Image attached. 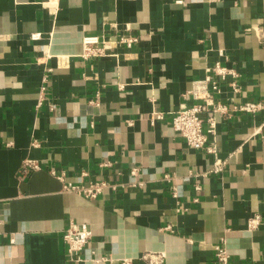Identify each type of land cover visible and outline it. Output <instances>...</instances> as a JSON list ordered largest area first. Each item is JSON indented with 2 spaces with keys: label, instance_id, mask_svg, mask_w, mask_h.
<instances>
[{
  "label": "crops",
  "instance_id": "obj_1",
  "mask_svg": "<svg viewBox=\"0 0 264 264\" xmlns=\"http://www.w3.org/2000/svg\"><path fill=\"white\" fill-rule=\"evenodd\" d=\"M126 29L140 43L81 57L84 37ZM216 63L240 74L226 97L264 104V0H0V264H216L222 241L233 264H264V109L218 118L216 155L173 129ZM51 171L111 189L91 201ZM72 222L93 232L80 262Z\"/></svg>",
  "mask_w": 264,
  "mask_h": 264
},
{
  "label": "built area",
  "instance_id": "obj_2",
  "mask_svg": "<svg viewBox=\"0 0 264 264\" xmlns=\"http://www.w3.org/2000/svg\"><path fill=\"white\" fill-rule=\"evenodd\" d=\"M39 36L33 35L32 38L36 40ZM140 41L141 38L128 29L121 34H117L114 40H101L100 37L86 36L83 38L81 57L84 60H89L106 56L114 45L131 49ZM221 55H224L223 51H221ZM239 79L240 74L235 69L216 63L206 69L204 79L192 82L191 89L186 95L192 101L191 105L182 107L173 116V129L188 147L198 151H205L209 155H216L217 148L214 140L211 142V138L216 137L218 118L230 119L237 112L255 114L264 109V104L261 102H246L238 105L225 96L228 91L235 95L241 93ZM46 81L47 78L45 77L44 82L46 83ZM42 91H45L44 86ZM156 119L161 120L163 116L159 114ZM36 146L34 143V147ZM226 165V161L216 158L209 172L215 175L221 174L226 169ZM22 168L25 172L38 171L41 169V165L38 160L26 159L22 163ZM51 173L64 182L63 191L65 193H74L91 201L97 200L111 189V185L107 182L74 184L65 181L64 173H58L57 171H51ZM133 174H135V170ZM83 176H87V174L85 173ZM173 190V196L177 197L176 188ZM262 222L263 219L260 214L254 215L248 221V230H256ZM1 224L2 221H0V226ZM1 235L0 229V238ZM92 238L93 232L88 225L74 222L70 224L64 234V241L68 245L69 257L72 261L80 262L83 260L81 253L89 245ZM215 257L216 264H233L225 241L215 246ZM165 258L166 256L163 253H146L143 255L142 260L147 264H164ZM93 261L97 264L112 262L105 257L95 258Z\"/></svg>",
  "mask_w": 264,
  "mask_h": 264
}]
</instances>
